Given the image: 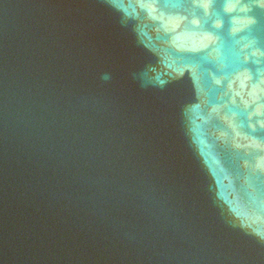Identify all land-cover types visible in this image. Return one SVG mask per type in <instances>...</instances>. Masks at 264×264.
<instances>
[{
	"label": "water",
	"instance_id": "water-1",
	"mask_svg": "<svg viewBox=\"0 0 264 264\" xmlns=\"http://www.w3.org/2000/svg\"><path fill=\"white\" fill-rule=\"evenodd\" d=\"M0 264H264V0H0Z\"/></svg>",
	"mask_w": 264,
	"mask_h": 264
}]
</instances>
